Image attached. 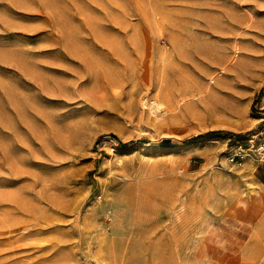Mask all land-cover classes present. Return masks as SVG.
<instances>
[{
  "label": "rangeland",
  "instance_id": "rangeland-1",
  "mask_svg": "<svg viewBox=\"0 0 264 264\" xmlns=\"http://www.w3.org/2000/svg\"><path fill=\"white\" fill-rule=\"evenodd\" d=\"M252 136L264 0H0V264H264Z\"/></svg>",
  "mask_w": 264,
  "mask_h": 264
},
{
  "label": "built area",
  "instance_id": "built-area-1",
  "mask_svg": "<svg viewBox=\"0 0 264 264\" xmlns=\"http://www.w3.org/2000/svg\"><path fill=\"white\" fill-rule=\"evenodd\" d=\"M244 142H247V144H244ZM249 153H254L259 162H264V145H255L254 136L242 142H237L227 160L232 164H240L246 155H250Z\"/></svg>",
  "mask_w": 264,
  "mask_h": 264
},
{
  "label": "trees",
  "instance_id": "trees-1",
  "mask_svg": "<svg viewBox=\"0 0 264 264\" xmlns=\"http://www.w3.org/2000/svg\"><path fill=\"white\" fill-rule=\"evenodd\" d=\"M217 133H218V132H216V131L207 132V133H205V134H200V135H197V136H195V137H192V138H190V139H188V140H185L184 142H185V143H189V142H194V141H200V140H203V139H205V138H208V137L214 136V135H216ZM227 135H229L230 137H234V135H232V134H227ZM121 145H123V144H121Z\"/></svg>",
  "mask_w": 264,
  "mask_h": 264
},
{
  "label": "water",
  "instance_id": "water-1",
  "mask_svg": "<svg viewBox=\"0 0 264 264\" xmlns=\"http://www.w3.org/2000/svg\"><path fill=\"white\" fill-rule=\"evenodd\" d=\"M162 145H163L164 147H166V148H173V147L175 146L174 144L169 143V141L166 140V139L163 140Z\"/></svg>",
  "mask_w": 264,
  "mask_h": 264
}]
</instances>
